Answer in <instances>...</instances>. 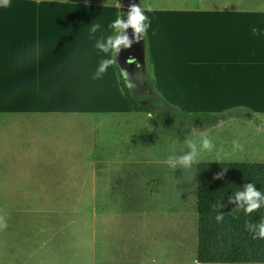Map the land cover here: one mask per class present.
Here are the masks:
<instances>
[{
	"label": "rangeland",
	"instance_id": "1",
	"mask_svg": "<svg viewBox=\"0 0 264 264\" xmlns=\"http://www.w3.org/2000/svg\"><path fill=\"white\" fill-rule=\"evenodd\" d=\"M52 1L88 7L69 20L58 16V22H109L115 10L121 11L114 6L117 0ZM203 2L137 0V5ZM32 4L35 0H10L0 6V23L23 20ZM46 13L38 14L42 19ZM47 15V21L55 20L54 11ZM4 95L0 77V217L7 223L0 229V264L191 263L195 170L170 168L166 157L185 147V137L207 133L216 147L199 163H264V114L234 115L175 139L161 135L144 112H65L48 121V116L8 111L17 101L9 95L4 106ZM233 140L243 150H234Z\"/></svg>",
	"mask_w": 264,
	"mask_h": 264
},
{
	"label": "crops",
	"instance_id": "2",
	"mask_svg": "<svg viewBox=\"0 0 264 264\" xmlns=\"http://www.w3.org/2000/svg\"><path fill=\"white\" fill-rule=\"evenodd\" d=\"M49 1L35 0L21 21L0 23V77L6 96L2 101L5 106L9 95L17 101V107L11 104L6 109L26 117L48 116V121L65 112L132 114L115 66L101 79L91 78L105 54L94 48L88 27L99 22L102 31L97 36L107 34L117 10L109 22L84 18L58 22V16L69 20L73 12L83 13L88 7ZM253 2L205 0L191 7L143 6L151 20L144 37L145 72L155 91L187 113L241 109L264 114V37L251 33L252 27L264 28V0ZM114 6L119 9L120 0ZM42 11H54L55 20L47 21V13L42 20L38 14ZM140 86L146 88L145 81L136 87Z\"/></svg>",
	"mask_w": 264,
	"mask_h": 264
},
{
	"label": "trees",
	"instance_id": "3",
	"mask_svg": "<svg viewBox=\"0 0 264 264\" xmlns=\"http://www.w3.org/2000/svg\"><path fill=\"white\" fill-rule=\"evenodd\" d=\"M115 71L123 96L134 112L149 114L157 131L168 138H179L188 129L203 130L234 115L250 118L248 111L234 109L220 114L187 113L179 110L157 93L145 72L146 88L129 89L119 70ZM145 102V104H141ZM234 111V112H232ZM196 177V255L199 263L264 264V238H254L245 228L246 222H259L264 207L245 215L237 210L229 197L246 183L256 184L264 191V163H198L193 166ZM219 207L223 219L215 216Z\"/></svg>",
	"mask_w": 264,
	"mask_h": 264
},
{
	"label": "clouds",
	"instance_id": "4",
	"mask_svg": "<svg viewBox=\"0 0 264 264\" xmlns=\"http://www.w3.org/2000/svg\"><path fill=\"white\" fill-rule=\"evenodd\" d=\"M10 0H0V6L7 7ZM151 10V9H150ZM151 27V20L145 14L144 10L139 5H131L129 7L126 20L122 19L121 11L116 13V18L108 25L110 30L107 34L97 36L98 32L102 31V26L99 22H93L88 27V38L94 41V48L100 53L105 54V57L100 60L95 72L92 74L93 80H98L103 77L107 70L116 66L119 69V77L129 89L134 87L129 72L125 68H120L117 64V56L121 49H128L133 43H138L147 35ZM132 29V38H129L127 29ZM251 33L253 36L264 37V28L252 27ZM127 64H135V58L129 57L126 60ZM185 147L179 151L173 152L166 157L165 163L173 169H192L199 163L201 156L205 152H211L216 145L213 138L207 133L192 135L185 137L183 141ZM234 150H243V145L237 141L232 142ZM185 149L188 151L185 152ZM179 153V155H178ZM229 203H234L236 209H242L245 215L264 207V191L257 190L256 184L246 183L239 190L233 192L229 197ZM215 219L219 222L223 219V214L220 213L219 207ZM7 223L3 217H0V229L6 228ZM245 228L253 233L254 238H264V217L260 218L259 222H246Z\"/></svg>",
	"mask_w": 264,
	"mask_h": 264
},
{
	"label": "water",
	"instance_id": "5",
	"mask_svg": "<svg viewBox=\"0 0 264 264\" xmlns=\"http://www.w3.org/2000/svg\"><path fill=\"white\" fill-rule=\"evenodd\" d=\"M133 4L137 5V0H120L122 19L126 20L129 7ZM126 31L129 35V38L131 39L132 29L129 28ZM144 49H145V44H144V39H142L138 43H133L131 47L128 49L122 48L117 56L118 66L120 68H125L129 72L131 79L134 83V86L144 84V81H143L144 76H145V51ZM129 57H134L136 63L127 64L126 60ZM141 104H145V102H142Z\"/></svg>",
	"mask_w": 264,
	"mask_h": 264
},
{
	"label": "flooded vegetation",
	"instance_id": "6",
	"mask_svg": "<svg viewBox=\"0 0 264 264\" xmlns=\"http://www.w3.org/2000/svg\"><path fill=\"white\" fill-rule=\"evenodd\" d=\"M139 88H140V90H143L144 89V88H141V86Z\"/></svg>",
	"mask_w": 264,
	"mask_h": 264
}]
</instances>
